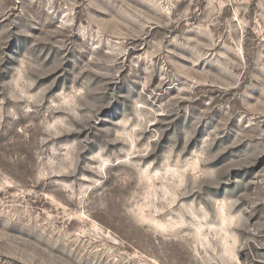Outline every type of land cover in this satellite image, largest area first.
Segmentation results:
<instances>
[{
    "label": "rangeland",
    "instance_id": "obj_1",
    "mask_svg": "<svg viewBox=\"0 0 264 264\" xmlns=\"http://www.w3.org/2000/svg\"><path fill=\"white\" fill-rule=\"evenodd\" d=\"M0 264H264V0H0Z\"/></svg>",
    "mask_w": 264,
    "mask_h": 264
}]
</instances>
